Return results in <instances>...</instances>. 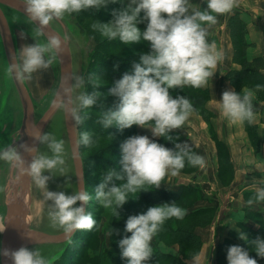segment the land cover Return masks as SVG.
<instances>
[{"label":"clouds","instance_id":"1","mask_svg":"<svg viewBox=\"0 0 264 264\" xmlns=\"http://www.w3.org/2000/svg\"><path fill=\"white\" fill-rule=\"evenodd\" d=\"M114 0H22L24 12L35 24L32 43L21 48V61H13L9 71L19 80L31 79L32 74L53 65L64 48L63 39L56 33H46L45 27L56 18L82 10L99 9ZM206 7L195 8L191 0H120L124 7L112 10L107 22L93 24L108 39H119L125 44L147 41L149 50L141 52L132 62V70L125 71L108 89L117 99L104 107L99 122L105 129L113 126L123 130L132 125L149 128L152 136H162L172 141L171 132L179 129L194 110L192 100L172 90L190 85L200 88L209 84L215 69L225 53L215 41L208 39V27L215 24L217 14L230 12L236 0H205ZM145 24L141 29L139 25ZM23 34V33H22ZM45 37L40 39V37ZM96 73H65L60 87L54 90L52 108L63 110L66 116L82 123V109L103 104L105 93ZM91 84V90L88 85ZM257 88L261 85L257 84ZM253 91L226 89L217 100L224 116L233 122L243 123L254 118ZM37 143L23 144L24 152L32 154L26 161L15 144L0 146V160L18 166L21 174L29 176L43 190L50 201L48 216L53 227L63 229L70 237L77 229L91 230L96 218L87 210L93 194L82 184L71 193L50 190L48 182L56 175H65L68 149L63 138L39 127L27 130ZM111 137L113 133L110 132ZM95 138L90 131H83L76 144L91 146ZM47 146L37 152V145ZM119 168L110 167L95 186V198L119 217L118 209L129 199H137L141 191L161 186L168 174H177L186 163L203 167L204 156L191 151L187 141L177 140L172 147L146 134H133L120 144ZM73 158L79 159L73 152ZM2 189V185H0ZM264 201V187L259 188L248 203ZM80 203H77V202ZM187 209L176 200L149 205L146 210L129 214L123 235L118 241L124 264H149L153 255V237L162 230L170 218L183 219ZM6 228L0 219V232ZM115 229H110L109 235ZM238 237L252 248L239 244L227 249V264H258L256 257H264V237L249 239L241 229ZM255 252L256 256L250 253ZM0 255L9 256L12 264H49L40 250L21 246L17 249L0 248ZM209 264V262H208Z\"/></svg>","mask_w":264,"mask_h":264},{"label":"rangeland","instance_id":"2","mask_svg":"<svg viewBox=\"0 0 264 264\" xmlns=\"http://www.w3.org/2000/svg\"><path fill=\"white\" fill-rule=\"evenodd\" d=\"M119 1L120 0H114V2L112 3H117ZM71 17L72 19H76V18L79 19L82 25L87 30V37H86L78 29L76 24L70 18H68L69 21L74 24L71 28L74 34L76 35L77 39L83 46L85 56H87L92 63L91 67H89L90 70L88 71L87 75L90 73H96L97 74L96 79L101 84L100 91L105 93V96L102 97L103 104H100L103 107L98 109L95 107L83 109L82 113H84L85 119L87 120H90L88 117H86L87 115H90V117L99 120V116L103 111L104 107L106 108L108 106H111L113 102L117 99L115 96L107 94L108 89L112 86L114 80L117 78H115L111 74L104 73V71H101L99 67L94 66L95 65L94 59L96 58L98 53L103 52L104 54L110 55L111 57H115V58L117 57V59L134 61V60H138L139 54L141 52H146L149 49L148 46H144L145 45L144 41L125 44L119 40L118 43H113V42L111 43L109 42L108 38L103 36L98 29L93 28V24L97 23V21L107 22L111 18L104 19L99 15L91 14L89 12V9L82 10L79 13H71ZM11 20L14 25V36L16 39L18 57L20 62L22 59L21 57L22 46L24 44L34 42L31 36L34 35L35 27L27 23L22 17L17 15H11ZM40 39H44V37L42 36L40 37ZM106 40H108L107 43L104 42ZM229 40L231 43V39ZM131 70L132 69L125 71H131ZM55 76H56V61L54 62L53 65L49 66L47 69H40L35 73H33L31 79H25V82L36 104H40L45 99L47 93L49 92V90L51 89L54 83ZM231 85L234 87V90L238 92L242 91V89L252 90L256 96L255 100H258L257 99L258 95L264 97V88L253 87L244 82H239L237 83V85H233V84ZM87 87L88 90H91L92 85L89 84ZM209 98H210V93L204 105L206 110H208L207 118L204 117L199 110L193 111L190 114L189 118L183 124L184 127L183 126L180 127V129L182 130V132L180 133L183 135V137H187V138L190 137L189 133H191V135L194 136L192 130L194 132L195 128L198 129L196 134L200 138L202 144V147L199 148L202 149L201 151L205 153L204 154L205 156H208V160L204 157L205 160H207L206 162L208 163V165L205 163L207 166L200 167L186 163L185 167L181 169L177 174L173 175L171 173H168L164 178V183L170 185L178 182L177 180L186 179L189 182H194L202 194V198H201L202 200L200 199L199 200L200 202L205 200L206 197H207L206 199L212 202L210 196L215 195L216 198V193L217 194L220 193L221 195H223L226 191L222 190L223 188L220 187L219 184L225 187L233 185L234 175H235V168L233 164H232L233 175L225 174L223 176L221 175V177L218 175V166L220 161L223 159L224 154L220 153L219 146L216 143V137L218 138V136L212 120H214L215 117L218 118L219 110L208 109L207 102L209 101ZM261 101L264 102V99H262ZM8 118H10V116L6 114L4 120L0 123L1 130L4 126L8 124V120H9ZM59 118L61 121L59 120V122H57L55 125H52L48 131L53 132L54 134H56L58 137L61 138V130L63 128L62 116L60 115ZM243 123L246 125H250L249 121H244ZM81 124L82 125L78 127L79 135H81L83 131H90L95 138V143H93L91 146L83 145L82 147H80V155L88 162L86 166V179L88 180V183L86 184L85 187L90 193L93 194V199L88 202L86 207L88 211L92 212L93 216L96 218L97 223L91 230L78 229L77 236L75 235L74 239H72L71 241L69 240L70 242L69 244L73 245V248H71L73 254L71 255V259L69 258L66 259L67 255L71 251L69 250L70 247L68 246V248H66V252L63 254L61 259L57 260L56 264H124V258L121 257L120 249L118 248V241L123 235H130V233L124 232L125 220L129 214H136L141 212V211L138 212L139 209H137V207H140V209L141 208L145 209L146 205L142 202L139 196L135 200L129 199L122 207L118 209L119 217H117L109 209H105L103 205H101L96 200L94 195L95 186L99 183L100 179L103 178V174L108 168L113 166L116 167L117 169L119 168V159L121 155L119 146L121 142L130 135L143 134L144 131L143 132L138 131L137 129L138 125H133L131 131L127 130L126 128L123 130H119L113 126L112 128H110L108 132L105 133L104 130L99 131L91 127L92 124L89 125L86 122ZM134 127L136 129L135 130L136 133L134 131ZM125 131L127 132L130 131L131 133L127 134ZM247 131H251V128L249 127L248 130L245 128L244 131L245 134H247V136H250ZM110 132L114 134L113 137H111ZM257 133L260 134V131H258ZM183 137L179 141L183 140ZM209 140L210 142L213 141L216 148L217 167L213 162L214 160V158L212 157L213 153L207 147V142ZM219 140L222 141L221 139ZM249 140L250 143L253 144L251 142L250 137ZM224 145L227 146L225 143ZM46 150H47V146L41 144L39 152ZM199 150L198 148L194 147L191 151L199 154ZM93 158L96 159L95 162L90 163V161ZM100 158L104 160H101ZM67 160L70 161L69 158H67ZM68 161H66L67 172L65 173V175H56L49 180L48 188L50 190H57V191L63 190L68 193H71L74 190V186L72 184V178H71L72 176L71 165ZM4 164L5 163L0 164V185H2V188L4 183V174L6 170V164L5 165ZM192 173H198L197 177L194 179L189 178V175ZM206 189H208V194H207L208 196L204 194L206 193ZM1 195H2V189H0V209L2 206ZM218 199L217 200L219 203L220 202L219 195H218ZM188 203L189 202L183 203L182 206L183 207L188 206L189 205ZM49 204L50 201H47L45 199L43 190L35 185L36 207H35L34 215L36 220L34 222V226L50 232L61 231L62 228L53 227L51 224L50 217L48 216ZM212 207L214 208L212 214L213 218L211 217V220L209 222H207L210 217L209 213L200 214L199 216L186 217L179 221L172 220L174 222L176 221V223L182 228V231L178 234L170 233L163 226L162 230L159 231L158 234L153 237V240L151 242L153 249L155 248V246L158 247L159 249L160 248L164 249L165 247L175 248L177 253L176 254L170 253V254L173 256H179V258L185 264H191L189 260L194 257L200 256L201 254L205 255L207 252V248L204 246V244H206L210 240V235H211L210 227L216 222V218L218 215L217 206L212 205ZM247 217L258 223L261 222V219H259L257 216L248 215ZM172 221L171 223H174ZM188 226H191V228L193 227L194 231H196L197 234L199 235V243H196L197 244L196 247L189 246L190 243L193 244L194 239L192 241L190 237L185 235V232L183 231V229L187 228ZM239 227L242 228V225H239ZM110 229H115L117 231H113L111 235H109ZM246 233L249 234L248 232ZM185 236L186 238H184ZM231 236L233 237V239H235L234 243H237V241L241 242V239L238 237V234L237 235L231 234ZM74 241H79V242H74ZM219 245H220L219 242L215 245L213 255H211L210 257L208 256V254L206 255L205 264H208V262L209 264H218V263L227 264V259H226L227 255H223L224 257L220 256V259L218 258ZM251 248L252 247H250V249ZM57 252L58 250H55L47 256L49 264H52L51 259L53 255L56 254ZM78 252H80L81 257L77 256ZM250 254L252 256H256L255 252H251ZM256 258L258 259V264H261V262L264 263V257H256ZM171 262L172 261L170 259L164 260L162 262H158L154 259L153 260L151 259L149 264H153V263L171 264Z\"/></svg>","mask_w":264,"mask_h":264},{"label":"water","instance_id":"3","mask_svg":"<svg viewBox=\"0 0 264 264\" xmlns=\"http://www.w3.org/2000/svg\"><path fill=\"white\" fill-rule=\"evenodd\" d=\"M11 15L20 16L35 27L24 12L22 0H0V123L6 114L10 116L8 124L0 129V146L15 144L25 160L30 161L32 154L24 152L23 144L33 145L37 142L27 130L37 126L41 131H48L52 125L59 122L61 115L63 126L61 138L66 142L70 160L67 161L72 171L70 176L76 190L82 184L85 186L80 145L76 144L79 140L78 122L66 116L63 110L52 108L50 101L54 90L60 87L65 73H85L87 56L71 28L74 24L69 21L68 14L51 21L45 27V32L58 34L63 39L64 48L56 60L54 83L45 99L40 104H36L25 80L17 79L9 71L13 61L19 62ZM40 147L41 144H38L37 152ZM73 152L79 159L73 158ZM2 163L6 164V170L0 218L5 222L6 228L0 232V248L17 249L21 246L33 248L59 244L70 239L78 229L68 237L63 233V229L50 232L34 226L36 207L34 181L29 176L21 174L18 166L0 160V164ZM0 264H12L11 258L0 255Z\"/></svg>","mask_w":264,"mask_h":264},{"label":"crops","instance_id":"4","mask_svg":"<svg viewBox=\"0 0 264 264\" xmlns=\"http://www.w3.org/2000/svg\"><path fill=\"white\" fill-rule=\"evenodd\" d=\"M202 0H191V5L195 8H199ZM233 12H239L242 19L247 26L246 40L249 42L246 48V55L248 58L264 54V0H236V6L227 13L217 14L218 19L215 24L208 27V39L215 41L218 48L222 49L225 53L224 59L218 63L215 69L216 73L211 78L209 84L202 87H206L209 90L210 98L207 102L208 109H218L219 116L215 117L213 121L214 127L217 131L218 139H221L228 147L230 153V159L235 168V175L233 185L222 186V190L226 192L221 195L216 193V198L220 196V202L215 198V195L210 196L211 201L205 198V200L198 203V205H213L217 206V218L216 222L210 227L211 235L210 240L204 244L207 248L205 255H200L190 259L191 264H205L206 255L210 257L213 255L214 247L219 242L221 243L225 238L232 237L231 234H237L241 230L239 225H246L248 228L257 229L258 224L252 219L248 218V215H257L264 220V201H254L248 203L250 198H254L256 191L264 187V102L255 100L256 96H253L254 104V118L249 122L250 125L242 124L240 122H233L228 117L224 116L222 110L219 108L217 100L221 98V94L226 89H234V87L225 78V73L228 69H239L240 64L233 62L232 60V44L230 43V36L227 28V20ZM249 89H242L241 92ZM183 126V125H182ZM184 127V126H183ZM251 128V131H247L250 136L245 134V128ZM138 131H141L151 138L152 131L149 128L138 126ZM178 132H182L179 129H173ZM197 128H195L190 137H184L182 141H187L191 147L198 148L199 154L204 156L208 160V156H205L201 151L202 147L200 138L198 137ZM260 131V134L257 132ZM159 137V136H155ZM249 137L251 139L250 143ZM252 138H256L254 143ZM257 144V145H256ZM257 146V147H256ZM207 147L213 153V162L217 167L216 148L213 141L207 142ZM205 160V161H207ZM208 165V163L206 162ZM204 166H207V165ZM205 172V171H204ZM198 173H192L189 178H196ZM217 177V176H216ZM172 186L183 185H195L194 182L188 180H177ZM187 181V182H186ZM204 192V191H203ZM208 196V189L206 193ZM214 200V201H213ZM220 212V213H219ZM242 240V239H241ZM237 243H239L237 241ZM162 251L176 254L175 248H160ZM261 264H264L261 262Z\"/></svg>","mask_w":264,"mask_h":264},{"label":"trees","instance_id":"5","mask_svg":"<svg viewBox=\"0 0 264 264\" xmlns=\"http://www.w3.org/2000/svg\"><path fill=\"white\" fill-rule=\"evenodd\" d=\"M122 7H124V4L120 3V1L117 3L111 2V3L107 4L106 6L101 7L99 9L89 8V12L91 14L99 15V16L103 17L104 19H110V18H112V15H113L112 10L113 9H120ZM204 7H206V2H205V0H202L199 8H204ZM68 17L76 24L78 29L87 37V30L82 25L81 21L77 18L72 19L71 14H68ZM140 27L143 29L145 27V24H141ZM227 28H228L229 36H230L231 43H232V50H233L232 51V60H233V62L240 64V68L239 69H234V68L228 69L225 73L226 79L233 85H237V83H239V82H244V83H246L250 86H253V87H256V85L259 84V85H261V87H259V88H264V54L254 56L252 58L247 57L246 48L249 44V42L246 40L247 26H246L245 21L242 19L241 15L239 14V12H233L229 16V18L227 20ZM108 40L111 43L112 42L113 43L119 42L118 38L117 39H108ZM108 40H106L104 42L107 43ZM144 44H145L144 46H148L147 41H144ZM148 49H149V47H148ZM94 62H95V65H94L95 67H99L101 71H104V73L111 74L112 76H114L115 78L118 79L122 76V74H123V72H125V70L132 69V62L133 61H126V60L117 59V57L116 58L111 57L110 55L104 54L103 52H99L98 55L96 56V58L94 59ZM91 64L92 63H91L90 59L87 57V65H86V70L84 73L85 76L87 75L88 71L90 70L89 67H91ZM172 92H173V95H175L177 92H179L185 96H188L194 104V110L193 111L199 110L200 113L204 117L207 118L208 110H206L204 105H205L206 100L208 99L209 93H208V89L206 87L194 88L190 85H185L182 88H176V89L172 90ZM257 99L262 100V99H264V97L258 95ZM93 107L98 109V108H101L103 106H101L100 103H98L97 105H94ZM82 110H81V114L84 115V113H82ZM86 117H88L90 120L84 119L82 123L86 122L89 125L92 124L91 127L95 128L99 131L104 130L105 133L110 130V129H105L102 126V124H100L98 119L90 117V115H87ZM80 125H82V124L80 122H78V127ZM132 127H133V125L130 126L129 128H126V129L131 131ZM135 130L136 129L134 127V131ZM130 131H128V132L125 131V132L127 134L128 133L130 134L131 133ZM78 132H79V128H78ZM135 133H136V131H135ZM171 136H172V141L166 140L162 136L152 137V138L158 140L161 143L166 144L169 147H172L173 143H175L177 140H180L183 137V135L180 132L175 131V130H172ZM79 138H80V135H79ZM183 139H184V137H183ZM252 141L255 143L257 141V139L252 138ZM216 143L219 146L220 153L224 154V157L220 161L219 166H218V175L220 177H221V175L223 176L225 174L233 175V169H232L233 166H232V161L230 159V153H229L228 147L225 146L224 143L222 141H220L217 137H216ZM82 146L83 145H80V147H82ZM192 149H193V147H191V150ZM100 159L104 160L102 158H100ZM82 160H83L85 186H86V184L88 183V180L86 179V166H87L88 162L84 158H82ZM95 160L96 159L93 158L90 161V163H94ZM164 178L161 181V186L159 188L153 189L150 191H141L138 194V196L140 197L142 202L146 205V208L152 204L176 200V202L180 205H183V203L189 202L188 203L189 205L185 206V208L187 209V214L185 215L184 218L192 217V216H199L200 214H208V213L210 214V217H209L207 222H209L211 220V217L213 218L212 214H213L214 208L211 205H208V206L207 205H198V203H200L199 200L202 198V194H201L200 190L197 188V186H193L190 184H187V185L180 184L178 186H172L170 184H165ZM146 208L140 209V207H137V209H139L138 212L139 211L142 212V211L146 210ZM251 215L257 216L259 219H261L258 216V214L257 215L251 214ZM172 220L179 221L181 219H177L175 217L168 219L164 224V228L167 229L170 233H174V234L180 233L182 231V228L176 223V221L174 222ZM171 221L174 223H171ZM256 223L258 224L257 229H251V228H248L246 225L242 224L241 229H243L245 232L249 233L248 234L249 239H254L258 235L261 237H264V220L261 219L260 223H258V222H256ZM166 226H167V228H166ZM77 231L75 232V234L70 239H68L67 241H65L63 243L54 244V245H44V246L35 247V248L39 249L41 254L44 255L46 258L53 251L58 250V252L56 254H54L52 259H51L52 264H56L57 260L62 258L63 254L66 252V248H68V246H69L70 247L69 250H71V251L67 255L66 259H68V258L71 259V255H73L71 248H73V245L69 244L70 243L69 240L71 241L72 239L75 238V235L77 236V234H78ZM183 231L185 232V235L190 237V239L192 241L194 239L193 244L190 243L189 246L190 247H193V246L196 247L197 246L196 243H199V235L197 234L196 231H194L193 227L191 228V226H188L187 228H184ZM233 235H237V234H233ZM184 238H186V236ZM76 240H78V239H76ZM74 242H79V241H74ZM234 242H235V239H233V237H229V238H226L221 243H219L220 244L218 246V252H219L218 258L219 259H220V256L227 255V249L230 245L239 244L245 248L252 247V245H250V244L248 245L247 242H245L244 240H241V242H239V243H234ZM180 247H181V245H180ZM78 253H77V256L81 257L80 252H78ZM151 259L152 260L154 259L158 262H162L164 260L170 259L172 261L171 264H185L179 258V256H173L168 252L160 250L156 246L153 249V255H152ZM217 263H218V261H217ZM153 264H155V263H153Z\"/></svg>","mask_w":264,"mask_h":264},{"label":"bare ground","instance_id":"6","mask_svg":"<svg viewBox=\"0 0 264 264\" xmlns=\"http://www.w3.org/2000/svg\"><path fill=\"white\" fill-rule=\"evenodd\" d=\"M35 220H36V219H35V217H34V220H33V222H35Z\"/></svg>","mask_w":264,"mask_h":264}]
</instances>
